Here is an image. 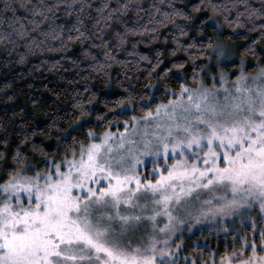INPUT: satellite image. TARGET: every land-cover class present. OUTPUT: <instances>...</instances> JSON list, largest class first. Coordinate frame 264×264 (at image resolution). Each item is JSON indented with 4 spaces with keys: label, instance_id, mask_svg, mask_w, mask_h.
Returning a JSON list of instances; mask_svg holds the SVG:
<instances>
[{
    "label": "snow or ice",
    "instance_id": "6c2138e0",
    "mask_svg": "<svg viewBox=\"0 0 264 264\" xmlns=\"http://www.w3.org/2000/svg\"><path fill=\"white\" fill-rule=\"evenodd\" d=\"M187 8L175 0H0V57L6 66L28 63L39 49L60 55L53 68L65 58L72 68L86 63L90 78L92 72L97 79L110 78L114 71L125 79L146 72L166 80L171 69H157L167 52L172 68L188 65L192 79L201 81L195 89L182 83L178 94L154 110L142 104L144 115L131 118L133 136L137 124H145L139 153L129 138V121L123 132L89 130V142L70 147L61 160L32 141L34 128L16 134L14 150L9 137L0 136V264H178L183 246L173 241V251L169 240L185 220L173 209L183 208L195 223L243 216L256 204L264 213V0H200ZM202 11L213 13L208 19L220 35L227 29L229 39L248 41L238 61L223 41L197 40L207 22L197 25L192 13ZM74 42L79 60L66 56ZM158 42L162 47L152 54L138 50L140 43L152 48ZM120 52L132 59L121 60ZM178 52L187 58L172 60ZM204 77L213 83L204 86ZM126 91L116 104L134 109L136 95ZM11 100L9 95L5 102ZM77 106L84 117L87 109ZM150 121H157L154 139H147ZM161 154L166 171L153 160L147 175L155 178L145 179L137 170L144 163L140 156ZM194 192L197 200L201 194L206 199L192 216L185 201ZM158 218L166 222L161 226ZM250 228L251 237L234 235L231 251L213 253L218 262L203 264H264V216L252 219ZM157 229L165 236L162 242ZM191 264L200 262L193 258Z\"/></svg>",
    "mask_w": 264,
    "mask_h": 264
},
{
    "label": "trees",
    "instance_id": "16d2710c",
    "mask_svg": "<svg viewBox=\"0 0 264 264\" xmlns=\"http://www.w3.org/2000/svg\"><path fill=\"white\" fill-rule=\"evenodd\" d=\"M175 2L177 7H184L187 4L186 10L191 11V4L199 3L200 0H175ZM206 2L207 0H205ZM251 2L258 4L259 0H251ZM192 14L197 17V25L200 24V20L207 22L206 27L201 26L204 32L203 37L197 35V40L203 39L207 42L211 37L213 40L223 41L224 47L235 52L236 59H239L243 45L248 41H245L243 37L229 39L230 30L227 29L224 30V35L214 31L215 24L208 19L213 15L211 11ZM194 34L190 31V35ZM255 35V33L251 34L252 37ZM162 40L163 37H161ZM260 45H264V40L260 41ZM161 47L162 44L159 42L152 48L146 47L143 43L138 44L139 52L147 54H152ZM66 56L79 60V48L75 42ZM118 56L121 60L132 59L124 52L118 53ZM186 58L187 54L183 52H178L175 57H171L172 60ZM58 59H60L58 53L41 52L39 49L29 57V62L24 65L13 62L6 66V62L0 57V136L9 137L10 149L14 150L18 143L16 139L18 132L23 134L25 128L29 132L34 128L37 130V134L31 136L32 141L43 147L48 156L61 160L70 147L78 148L79 142H89L86 135L89 130L99 135L105 130L122 129L124 121L131 120L133 116L144 115L142 104L146 103L148 108L153 109L160 101H167L171 98L173 92L178 93L182 83L196 86L201 82L199 79H192L188 65H185L184 70L172 68L167 52H165L164 65L161 66V69H157L160 71L165 66L171 69V75L166 80L155 74L149 77L146 72L143 75L138 73L139 79L133 77L131 73L128 74L129 78L125 79L122 73L118 76L114 71L110 78L101 76L97 79L94 72L91 73L90 78L91 70L86 66V63L72 68L70 62L65 58L61 60L58 67L53 68L52 65ZM249 59L251 58L249 57ZM141 71H143V67ZM215 71L213 69V72ZM205 79H207L206 83H210L207 77ZM148 84L155 85V87H146ZM85 88L88 91H85ZM129 88L136 95L139 103L134 109L126 110L116 104V101L122 96H127L126 89ZM9 95L13 97V100L6 103ZM141 97H143L142 101ZM149 97H151L150 102ZM78 104H82L87 109L84 117L78 115L81 110L77 106ZM98 115H102L104 118L98 119ZM41 129L43 132L40 131ZM26 151H31V148L29 147ZM34 155L37 159L41 158L39 152ZM251 221L249 224H245L242 220H238L223 232L196 231L187 242L188 260L184 264H191L193 258L197 259L200 264L213 258L218 262L219 255L213 257V253L222 255L226 247L228 251H231L234 235L247 234L249 237L253 235L250 228ZM258 231L257 229L255 233L257 236ZM239 246L240 243L237 241L236 247Z\"/></svg>",
    "mask_w": 264,
    "mask_h": 264
},
{
    "label": "rangeland",
    "instance_id": "374dc122",
    "mask_svg": "<svg viewBox=\"0 0 264 264\" xmlns=\"http://www.w3.org/2000/svg\"><path fill=\"white\" fill-rule=\"evenodd\" d=\"M238 61V60H237ZM224 67V66H222ZM225 71H230L229 68L224 67ZM231 79H234L231 78ZM231 79L229 80V84L228 87L231 86ZM207 79H205V77L203 78V83L204 86H208L211 85L213 83V81L211 79L210 83H206ZM200 84V82L196 85V86H189L190 88H197V86ZM216 87L219 88V84H216ZM179 93V92H178ZM176 93V94H178ZM221 95H223V90H221ZM173 98V96L171 97ZM167 101H160L159 103H166ZM155 108H153L154 110ZM141 116H135L137 118L142 117ZM157 121H150L147 127V132H148V137L147 139H154L151 136V133L155 130L152 125H154ZM131 123L132 120H129V138L134 139L136 141V144L134 146L135 150L137 153H139L140 151L143 150L144 148V143H145V137L142 135L145 131V124L144 122H139L137 124V129L136 132L137 134L135 136L131 135L132 129H131ZM112 132H123L124 128L122 129H116V130H110ZM151 149L154 151L155 150V145L151 146ZM169 156L171 157V153H169ZM177 159L179 157H176ZM141 161H143L144 163H141L139 165H137V170L143 174L144 178H152L154 179L155 176L153 175L152 177H149L147 174L149 172H151L153 170V160L156 161V164L161 166V170L166 171V168L164 167L165 165V160L163 157V154L160 155L159 158L155 157V156H150V155H141L140 156ZM173 163V159L169 158L167 161V164H172ZM107 182H103V184L101 186H105ZM206 199V197L201 194L200 195V199L197 200L196 199V193L194 192L192 197L189 198L187 201H185V204L187 205L189 211L191 212L192 216H195L197 214V209L200 208L202 201ZM123 211V208H122ZM173 215L174 216H180L185 220V224L184 225H180L179 223H177L176 227H177V232L175 233L174 236H172L169 240L173 251H176L175 249V244L172 243L173 241H177L180 242L182 244V249L179 251V256H178V264H184V262L186 261L185 258H187L188 260V255L186 253V251L189 249L188 248V244L187 242L189 241V239H191L193 237V234L196 231L199 230H215L217 232L220 231H226L229 227H231L235 222H238V220H242L245 224H249L250 221L252 219H260L262 216H264V213L261 212V210L259 209V205L256 204L254 205L251 209H246L245 210V214L242 215H235V216H228V217H223V218H218L215 220H203V218L201 219V222L199 223H195L190 216L184 211L183 208L180 209H173ZM222 221V222H221ZM166 222V218L161 219L158 218V224L159 225H163ZM191 224L192 225V230L189 231L187 228V225ZM143 236V230L138 231L137 233L134 234L133 236V240L134 242H139L140 238ZM157 239H159L161 242L165 239L164 234L159 233L158 229H157Z\"/></svg>",
    "mask_w": 264,
    "mask_h": 264
}]
</instances>
